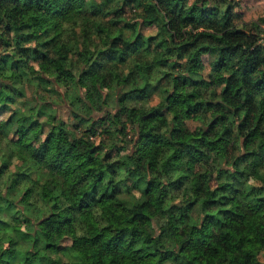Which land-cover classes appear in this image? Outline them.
<instances>
[{"label": "trees", "instance_id": "obj_1", "mask_svg": "<svg viewBox=\"0 0 264 264\" xmlns=\"http://www.w3.org/2000/svg\"><path fill=\"white\" fill-rule=\"evenodd\" d=\"M236 6L0 0V264H264V15Z\"/></svg>", "mask_w": 264, "mask_h": 264}, {"label": "rangeland", "instance_id": "obj_2", "mask_svg": "<svg viewBox=\"0 0 264 264\" xmlns=\"http://www.w3.org/2000/svg\"><path fill=\"white\" fill-rule=\"evenodd\" d=\"M189 3H191L193 0H187ZM235 3L237 4V6L234 8L235 11H237V13H240V15L236 18L237 22H245V23H249L252 20L257 19L259 16L264 15V0H235ZM156 30V26H146L143 28V31L145 33H150V32H154ZM211 59H212V55L209 52H205L204 53V73L207 75V73L209 72L210 68H211ZM31 63H33L36 67H38V62L36 61H31ZM31 90L33 89V86H31L30 88ZM158 92H153L147 99H145L148 103H156L160 98H159ZM17 105V104H16ZM22 107V105H21ZM11 107H5V108H0V130H2L4 127V124L7 120L8 115L12 112L11 111ZM63 113V111L58 112V116L60 115L59 113ZM65 117L67 116L66 114H63ZM186 121L188 123V125L192 128V129H198L200 127V124L198 121H196L194 119V117L192 116V114H189L188 117L186 118ZM57 122V121H55ZM50 129V126L45 124L44 127L39 129V134L36 135L35 132L31 133V136H33V143L34 145H38L42 139H44V136L46 135V133L48 132V130ZM13 132H11L9 134V136L12 135ZM14 168V166H12ZM130 188L133 192H138L139 188L135 186V182L132 180L130 182ZM4 213V212H3ZM6 213V212H5ZM11 212H9V214L7 215V218L10 221V224L12 227H18V228H22L25 229L28 227V224L24 221V220H20L18 222H15L12 219V215H10ZM6 218V219H7ZM4 226H0V229L3 228ZM3 231V230H2ZM7 235L9 237H13L14 239H18L20 246H28L27 241H25L24 239L20 238L18 236V234L15 231H8ZM7 236V237H8ZM66 260L67 263H69V259H73L72 254L70 252L66 253ZM173 262L171 260H167L165 262V264H172Z\"/></svg>", "mask_w": 264, "mask_h": 264}]
</instances>
